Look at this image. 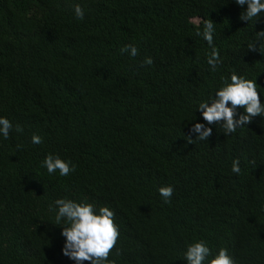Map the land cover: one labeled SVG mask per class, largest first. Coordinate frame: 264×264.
I'll use <instances>...</instances> for the list:
<instances>
[{"label": "trees", "instance_id": "trees-1", "mask_svg": "<svg viewBox=\"0 0 264 264\" xmlns=\"http://www.w3.org/2000/svg\"><path fill=\"white\" fill-rule=\"evenodd\" d=\"M246 9L234 0H0V117L13 124L0 136V264H75L62 254L66 225L49 211L62 198L115 213L114 264H187L200 240L209 260L225 248L235 264H264V118L229 135L206 125L208 140L189 131L206 123L199 104L233 72L256 81L264 103V14L241 21ZM192 18L214 23L216 71ZM125 45L139 54H122ZM49 153L75 171L49 174Z\"/></svg>", "mask_w": 264, "mask_h": 264}, {"label": "clouds", "instance_id": "clouds-1", "mask_svg": "<svg viewBox=\"0 0 264 264\" xmlns=\"http://www.w3.org/2000/svg\"><path fill=\"white\" fill-rule=\"evenodd\" d=\"M234 2L243 7L247 5L246 11H243L239 19L246 22H255L260 20L264 14V0H234ZM75 17L79 20L84 19V10L79 4L74 6ZM197 36L203 39L211 47V53L207 58V63L216 71L222 63L219 50L214 46V23L209 20L203 21V31L196 32ZM257 38L261 41V47H264V30L256 32ZM250 51H258L255 42L248 45ZM121 53H128L131 57L139 54L138 49L133 45H125L121 48ZM144 64L152 65L153 60L147 57ZM261 93L258 90L256 81L246 79L243 76L233 72L230 76V82L225 80L215 97L210 101L201 102L197 111L202 115L206 123H195L189 129L190 133L196 134V139L208 140L212 135V128L206 125L219 124L224 129V134L229 135L236 132L237 128L252 123L253 118H264V103L261 102ZM244 109V113H238L237 109ZM13 130L12 122L0 117V136L8 139ZM16 132H22L23 129L17 125ZM188 143L193 140L187 137ZM31 142L35 145L43 143L38 135H33ZM21 146L17 145L19 149ZM254 163V162H253ZM49 174L57 171L60 176H68L75 171V166L70 161L61 159L58 155L49 153L42 162ZM232 172L239 175L241 172L240 160L234 159L232 162ZM174 189L171 186L161 187L159 193L165 203H169ZM55 207L49 205L50 212H56L55 220L57 224L63 222L66 226L61 227V235L65 238V244L62 254L74 261L75 264H114L109 260L110 255L115 250L119 255L116 245L119 241L120 232L115 223V213L108 207L99 208L98 212L91 203H78L70 199H57ZM212 250L207 246L204 240L190 244L184 253V259L187 264H235L234 259L228 254V250L221 248L214 258Z\"/></svg>", "mask_w": 264, "mask_h": 264}, {"label": "rangeland", "instance_id": "rangeland-1", "mask_svg": "<svg viewBox=\"0 0 264 264\" xmlns=\"http://www.w3.org/2000/svg\"><path fill=\"white\" fill-rule=\"evenodd\" d=\"M190 22L195 24V25H201L203 27V21L200 20L199 18H192V19H190Z\"/></svg>", "mask_w": 264, "mask_h": 264}]
</instances>
